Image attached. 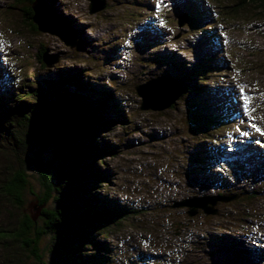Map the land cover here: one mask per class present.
I'll use <instances>...</instances> for the list:
<instances>
[{
  "label": "rangeland",
  "instance_id": "1",
  "mask_svg": "<svg viewBox=\"0 0 264 264\" xmlns=\"http://www.w3.org/2000/svg\"><path fill=\"white\" fill-rule=\"evenodd\" d=\"M102 1L105 8L90 15V0H52L56 11L52 10L66 18L76 36L70 48L55 36L32 31L25 7L0 0V72L18 87L62 80L61 92L74 90L64 81L87 74L81 79L85 92L77 94L97 101L108 97L109 117L119 119L94 141L98 147L108 143L115 153L104 159L107 179L91 189L128 214L110 228L105 240L96 239L106 245L102 255L111 260L107 264H264V19L250 7L235 17L225 16L222 7L233 0ZM191 9L201 27L194 28L188 20L178 27L177 20ZM209 24L212 29H205ZM78 43L83 47L78 49ZM43 49L42 60H54L50 66L39 62ZM210 59L220 75L208 78V94L214 88L217 93L203 102L198 99L199 114L189 109L197 100L188 94L163 111L141 109L137 86L156 78L185 77ZM198 116L220 117L212 122L219 131L210 132ZM211 133L229 147L218 150L224 152L221 158L211 155L216 147L212 140L201 142ZM233 142L244 150L233 154ZM15 154L0 149V184L20 164L26 165L30 151H20L19 158ZM52 156L51 151L45 153L44 161ZM226 157L233 162L225 163ZM24 168L28 186L23 205L18 209L14 201L0 196V230L12 232L23 216L36 213V196L43 189L36 171ZM223 195L238 197L216 203L214 215L198 210L190 217L188 208L175 207L190 199ZM230 243L243 249L242 259L231 260ZM3 244L0 264H36L21 249L22 243L7 238ZM53 247L49 236L42 239V261L57 263ZM92 249L83 250L91 254Z\"/></svg>",
  "mask_w": 264,
  "mask_h": 264
},
{
  "label": "trees",
  "instance_id": "2",
  "mask_svg": "<svg viewBox=\"0 0 264 264\" xmlns=\"http://www.w3.org/2000/svg\"><path fill=\"white\" fill-rule=\"evenodd\" d=\"M34 1L13 0V5L17 8L25 7L27 23L34 28L32 31H38L32 22L31 5ZM42 1L56 11L52 0H49L50 3ZM239 1L233 0L229 6H223V14L235 17L238 11L250 7L257 10V17L264 19V0ZM191 10L193 14L195 9ZM191 13L186 16L187 20L195 26L194 28H200L201 22ZM220 24L223 25L221 22ZM205 29H212V26L209 24ZM82 47L83 45L78 43L77 48ZM44 51L43 49L38 54L40 63ZM210 61L211 59L204 62L206 66L203 69L196 66L185 77L175 79L182 95L188 94L189 99L197 100L194 106L189 107L197 114L198 99L202 98L203 102L206 101L204 97L212 98L215 96L213 94L217 93V88H214V92L208 94L211 89L208 78L220 75L219 66L215 63L210 64ZM87 76L81 74V79ZM81 79L76 77L67 79L68 81H64L66 86L71 84L74 90L61 92L59 87L64 85L62 80L57 81L55 85L44 79L41 85L36 87L32 85L18 87L11 82L7 74L0 72V149L4 154L16 153L15 156L18 158L20 151H30V156L25 155L27 159L24 163L36 171L43 189L40 196H36L37 206L40 208L39 220L33 221L30 216H23L12 232L0 230V246L4 247V244H1L7 238L22 243L21 249L28 252L36 264H48L41 260L39 254L40 243L48 236L52 239L55 254L58 255L56 264L109 263L111 260L105 259L102 255L106 245L96 239L105 240L111 235L110 228L119 226L126 218V213L128 214L125 209L111 206L91 189L93 185L102 184L107 179L109 170L104 159L106 156L114 157L115 153L108 143L103 142V145L98 147L94 136L116 126L115 121L119 118L109 117L112 112L105 108L107 96L104 95L105 100L97 101L92 97L88 99L87 95L77 94V91L85 92ZM206 84H209L208 87L203 89ZM5 104H8L7 109L3 107ZM197 118H200L201 125L206 124L212 129L208 128L210 132L219 131L220 127H213L212 122L222 120L220 117ZM207 140L208 142L212 140L216 145L215 149L210 151L213 158H221L224 153L222 150L227 148L225 143H222L221 139H216L213 133L205 135L201 142ZM257 144L259 143H256V146ZM238 146L241 145H234L233 149L244 150V147ZM219 149H222L221 152ZM49 151L53 156L51 160L44 161L43 155ZM224 161L232 163L233 159L226 157ZM26 165L20 164L14 174H10L9 178L0 184V196L10 202L14 201L11 203L18 209L23 205L22 195L28 186L27 175L24 173L26 169H22ZM50 203L52 207H48ZM85 247L93 248L94 252L85 254L83 250ZM228 250L231 260L242 259L244 255L243 249L234 243H230Z\"/></svg>",
  "mask_w": 264,
  "mask_h": 264
},
{
  "label": "water",
  "instance_id": "3",
  "mask_svg": "<svg viewBox=\"0 0 264 264\" xmlns=\"http://www.w3.org/2000/svg\"><path fill=\"white\" fill-rule=\"evenodd\" d=\"M104 8V1L90 0L89 14H96ZM31 10L33 13L32 22L36 25L38 31L48 33L59 38L64 45L70 48L76 45L75 34L68 28L66 22L62 20L61 16L57 12L53 11L49 5L42 0H35L31 5ZM186 19V17L178 19L177 26L182 27L186 23ZM42 61L46 66H50L54 63L53 59L46 60L44 57ZM135 93L142 99L141 109L144 111L166 110L170 108L182 95V91L178 87L176 81L174 79L167 78H156L154 80H150L148 83L137 86L135 88ZM236 197H238V195L194 198L177 203L175 207L188 208L187 214L190 217L195 215L198 210H201L205 215H214L216 212L212 208L216 205V203H229L233 199H236ZM37 208L35 209V215L30 216L33 221H35L39 216V212L36 211Z\"/></svg>",
  "mask_w": 264,
  "mask_h": 264
},
{
  "label": "bare ground",
  "instance_id": "4",
  "mask_svg": "<svg viewBox=\"0 0 264 264\" xmlns=\"http://www.w3.org/2000/svg\"><path fill=\"white\" fill-rule=\"evenodd\" d=\"M31 12H32V11H31ZM186 20H187V19H186ZM63 21H64V20H63ZM204 21H205V20H204ZM204 21H203V22H204ZM64 22H65V21H64ZM103 67H104V66H103ZM81 86H82V85H81ZM16 122H17V121H16ZM74 131H75V130H74Z\"/></svg>",
  "mask_w": 264,
  "mask_h": 264
}]
</instances>
